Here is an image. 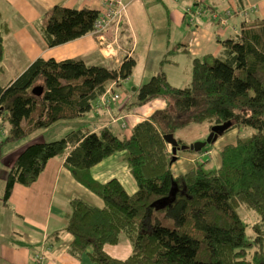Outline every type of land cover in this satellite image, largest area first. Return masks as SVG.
<instances>
[{
  "label": "trees",
  "instance_id": "16d2710c",
  "mask_svg": "<svg viewBox=\"0 0 264 264\" xmlns=\"http://www.w3.org/2000/svg\"><path fill=\"white\" fill-rule=\"evenodd\" d=\"M236 5L211 10V19L225 30L235 14L244 19L239 20L238 32L232 26L233 31L220 39L216 56L194 59L189 83L175 85L160 70L135 93L139 105L160 97L166 101L164 107L138 120L130 134L118 135L109 125L92 131L81 127L60 139L30 142L5 175L4 200L16 184L36 181L49 159L64 155L77 180L104 201L97 206L78 196L70 200L65 232L73 236V254L80 256L91 248V259L99 264H264V16L257 3ZM99 13L88 6L56 5L42 27L45 46L88 34ZM8 29L0 11V61ZM135 65L132 55L116 68L83 58L38 57L14 79L0 82V116L9 124L2 142L84 117L110 83L128 78ZM38 85L44 88L40 95L33 92ZM200 123H207L210 132L224 123L231 124L224 133L239 126L256 131L227 144L218 168L205 170L204 162H198L177 175L165 135L173 133L181 144L179 130ZM121 151L137 181L134 194L118 178L101 182L91 174L93 166ZM1 156L2 143L0 162ZM173 187L174 201L157 208L154 203L169 196ZM162 211L174 221L160 219ZM246 212L255 221L250 222ZM123 234L133 247L126 259L105 250Z\"/></svg>",
  "mask_w": 264,
  "mask_h": 264
},
{
  "label": "crops",
  "instance_id": "0c3cea01",
  "mask_svg": "<svg viewBox=\"0 0 264 264\" xmlns=\"http://www.w3.org/2000/svg\"><path fill=\"white\" fill-rule=\"evenodd\" d=\"M170 1L175 8L173 23L179 25L177 29L180 38L167 47L170 50L165 61L173 65L156 69L155 72L164 70L172 83L178 86H184L191 81L194 59L216 56L222 48L220 39L233 31L232 26H235V31L238 32L239 20L244 19L235 14L229 19L230 28L225 30L210 18L211 10L234 9L237 7L236 4L239 5L241 2L257 3L259 15L264 16V1L259 3V0H214V2L204 0L205 7L199 6L196 9L191 4L197 0H188L182 9L178 8L181 0ZM134 3L135 1L129 7ZM56 5L76 8L88 6L99 11L103 8L101 0H0V11L9 27L4 36L5 55L0 61L1 83L14 79L40 56L57 59L69 57L93 59L98 49L103 57L110 58L115 63V66L108 67L116 68L126 55L133 56L135 53L126 47L127 44H124L120 38L122 33L129 31L130 10L126 11L127 17L121 24L113 25L105 32L106 42L111 44L110 50L102 46L99 37L93 34V31L69 42L46 47L42 27ZM190 7L192 9H189ZM198 10H202L201 14L197 13ZM190 13L201 16L198 19L202 21L210 18L217 25V30L208 29L207 24L201 26L197 22L189 28L184 21L187 15H191ZM186 71L187 74L183 73ZM110 85L113 83L111 82ZM120 85V82L114 85V90L120 91ZM130 98L124 100L122 95L119 101L109 107L103 105L100 96L93 106L95 123L92 128H86L91 131L100 130L109 125L118 135L126 134L124 131L130 134L131 128L138 120L146 118L166 104V101L160 97L142 105L137 103L136 97ZM0 130L1 140L7 135L4 121L0 123ZM187 158L192 162L194 160L192 157ZM10 167L5 164L0 171V264H35L34 255L40 249L46 250L47 264H99L91 259L89 254L91 248L80 256L70 251L73 236L65 232L70 200L78 196L92 203L94 200L99 206H103L104 201L77 180L66 166L65 156L57 155L49 159L36 181L30 185L16 184L8 201H5V175ZM91 174L101 182L118 178L130 194H134L138 189L137 181L132 175L123 151L114 153L97 163L91 168ZM105 250L114 257L126 259L132 254L133 247L131 241L128 243L121 239L116 244L105 245Z\"/></svg>",
  "mask_w": 264,
  "mask_h": 264
},
{
  "label": "rangeland",
  "instance_id": "374dc122",
  "mask_svg": "<svg viewBox=\"0 0 264 264\" xmlns=\"http://www.w3.org/2000/svg\"><path fill=\"white\" fill-rule=\"evenodd\" d=\"M124 1L128 4L127 11L129 12L130 10V24L129 31L122 33L120 35V38L123 40L124 44H127L126 47L132 49L133 52L135 51V53H133V56L136 58V65L134 66L130 76L120 81L121 85L119 86V90L121 92H116H119L121 96L123 95L124 100H128L130 96V99L135 98V93H137V90L139 89L143 79V81L146 82L150 77H152V75L156 73V69H164L166 67H170V65H173L172 63L167 62V60L165 61V59L167 58V53L170 50V48L167 49V47L169 45H172L177 39L180 38V32L177 29L179 25L173 23L175 21V19L173 18L175 8L173 5H171L170 0ZM134 1L135 3L131 7H129ZM261 1L264 0H259V3H261ZM185 2H188V0H181L178 4V8L182 9ZM203 2L204 0H197L195 1V3H192L191 6L194 9L198 8L199 6L205 7ZM211 2H214V0H211ZM66 7L75 8V6ZM189 9L192 8L190 7ZM201 11L202 10H198L197 13L201 14ZM190 14L191 15L186 16V19L184 21V24L188 25L189 28H192V25L197 22L201 26L207 24L208 29L217 30V25H215L214 22L210 19L212 17V13H210V18L205 19L204 21L198 19L201 18V16H197V14L195 13ZM133 44H135L134 48ZM112 58L115 59L114 57ZM85 60L89 63L115 66V63L110 58L103 57L99 53L98 49H96V54L94 53L93 59L86 57ZM183 73L187 74V71ZM93 109L94 107L91 111L87 112L84 117L75 119L73 121H61L55 123L52 126L41 129L38 133H34L24 139L3 143L2 140L4 137L2 136L3 138L0 140V143H2L0 171L3 170L5 164L7 167H10L15 157H17L24 149V147L31 141H53L62 138L66 133L72 130H76L81 127L92 128L95 123V113L93 112ZM1 121H4L6 132L8 134V122L0 116V123ZM209 129L210 126H208L207 123L201 125L197 124L190 126L187 129L179 130V132L177 133V137L182 141L181 145H189L199 140H205L210 134ZM1 130L0 133H2ZM206 131L208 132L206 133ZM255 131L256 129L253 127L241 128L239 126L236 127V129H231L226 133H223L213 144H207L201 151L179 150L177 153L178 157L173 164L174 172H176L177 175L186 173L198 162H204L203 167L205 168V170L218 168L222 162V150L224 149V147L229 143L236 142L239 136L247 137ZM200 135L205 136L200 138ZM25 142L27 143L23 145ZM169 146V150H172V145L169 144ZM171 156H173V153ZM187 157H192L194 159L193 162L190 161V159H188ZM92 204L96 205L94 200ZM158 216L160 219L166 218L164 211L158 212ZM246 216L248 217L250 222L255 221V218L251 214V212H246ZM165 220V223L167 224H169L170 221H174L171 218H166ZM122 241L128 243L130 242L129 238L124 234L122 236ZM44 253L46 255V250H44Z\"/></svg>",
  "mask_w": 264,
  "mask_h": 264
},
{
  "label": "built area",
  "instance_id": "2783aa9c",
  "mask_svg": "<svg viewBox=\"0 0 264 264\" xmlns=\"http://www.w3.org/2000/svg\"><path fill=\"white\" fill-rule=\"evenodd\" d=\"M103 8L100 10L99 16L94 23V27L91 31L93 34L99 37L102 46L106 47V50H110L111 44L106 42L105 32L116 24L126 19V11L128 4L123 0H101ZM220 14L214 15L218 17ZM122 78L112 81L113 85H109L106 92L102 95L103 105H109L110 103H116L121 99V94L114 90V85L122 81ZM45 249L38 250L34 255L35 264H47V257L44 253Z\"/></svg>",
  "mask_w": 264,
  "mask_h": 264
},
{
  "label": "water",
  "instance_id": "95a60500",
  "mask_svg": "<svg viewBox=\"0 0 264 264\" xmlns=\"http://www.w3.org/2000/svg\"><path fill=\"white\" fill-rule=\"evenodd\" d=\"M43 89H44L43 86L38 85L33 88V92L37 95H40L43 92ZM230 125L231 124L229 123L216 124L212 126V130L209 136L205 140H199L189 145H181L173 133L166 134L165 135L166 141L172 145V150H173L172 161H175L177 159L178 157L177 153L179 150L191 149L195 151H201L207 144H213L219 138V136L222 135L227 130V128ZM176 194H177V187H173L169 196L163 199H159L154 203V205H156L157 208H164L165 206L171 204L174 201V199L176 198Z\"/></svg>",
  "mask_w": 264,
  "mask_h": 264
}]
</instances>
